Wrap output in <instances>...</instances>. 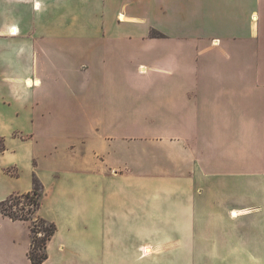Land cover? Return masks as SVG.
Masks as SVG:
<instances>
[{
	"label": "crops",
	"instance_id": "0c3cea01",
	"mask_svg": "<svg viewBox=\"0 0 264 264\" xmlns=\"http://www.w3.org/2000/svg\"><path fill=\"white\" fill-rule=\"evenodd\" d=\"M0 94L93 155L38 175L44 264H264V0H0ZM15 134L0 201L33 189ZM29 224L0 212V264H32Z\"/></svg>",
	"mask_w": 264,
	"mask_h": 264
},
{
	"label": "rangeland",
	"instance_id": "374dc122",
	"mask_svg": "<svg viewBox=\"0 0 264 264\" xmlns=\"http://www.w3.org/2000/svg\"><path fill=\"white\" fill-rule=\"evenodd\" d=\"M1 99H2V95L0 94V112L6 113L9 110V107H7L5 103L2 102ZM4 118L5 117H2L0 114V133H16L15 138L17 139L18 144H20L21 147H25V144L29 147L31 146V149L33 147V149L31 150L33 152V156L29 158V160L27 159L29 155V150L26 151L24 148H22L20 151V163H21L20 165L21 170L19 171L20 179H25V176H23L24 173L23 168L26 164H30L29 165L30 168L34 167L35 170H33V175L31 173L30 176L32 177V179L35 178L40 182V184L42 185V189H44V185L43 182L39 180L38 175L41 176V178H43L45 181L49 180L50 182L61 180V178H70L72 177V174H74L75 176L76 175L77 176L82 175L83 177L86 176V172H87L86 168L78 169L77 172L76 167L79 164L85 165L87 161L89 163L93 162V155L89 149L84 147L70 148L67 144H63L62 146H53V145L45 146L43 143L45 147L52 146L51 153H49L50 151L48 150V148H46L44 152L42 139H40L39 141L38 138H34L31 136L32 132H31L30 122L21 121V120L9 122L7 121V119ZM0 147H1V140H0ZM88 174L91 176V168H89ZM164 175L172 176V173L169 172L168 174H166L165 172ZM48 198H49L48 193H45V191L42 190L39 209L42 206L47 205ZM14 201H19L20 202L19 207L20 206L22 207L23 205L24 212L25 213L27 212L29 207L24 199L17 198ZM39 209L35 214H32L31 217L35 219L36 216H39L38 215L40 213ZM37 236L38 237L41 236L40 231L37 234ZM48 264H53V262H49Z\"/></svg>",
	"mask_w": 264,
	"mask_h": 264
},
{
	"label": "trees",
	"instance_id": "16d2710c",
	"mask_svg": "<svg viewBox=\"0 0 264 264\" xmlns=\"http://www.w3.org/2000/svg\"><path fill=\"white\" fill-rule=\"evenodd\" d=\"M42 185L37 179H33V189L30 192L13 194L4 200L0 201V212L14 220L29 221L30 227V247L28 257L32 264H42L48 258L47 242L55 233L56 225L53 222L47 221L42 217L36 216L35 219L31 217L40 207ZM17 198H22L28 205V210L25 213L24 207H19V201H14ZM16 207V209H15ZM41 232V236L37 234Z\"/></svg>",
	"mask_w": 264,
	"mask_h": 264
},
{
	"label": "bare ground",
	"instance_id": "6f19581e",
	"mask_svg": "<svg viewBox=\"0 0 264 264\" xmlns=\"http://www.w3.org/2000/svg\"><path fill=\"white\" fill-rule=\"evenodd\" d=\"M149 250V249H148Z\"/></svg>",
	"mask_w": 264,
	"mask_h": 264
}]
</instances>
